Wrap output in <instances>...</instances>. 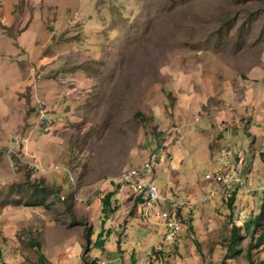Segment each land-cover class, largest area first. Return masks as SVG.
I'll return each instance as SVG.
<instances>
[{
    "label": "rangeland",
    "instance_id": "rangeland-1",
    "mask_svg": "<svg viewBox=\"0 0 264 264\" xmlns=\"http://www.w3.org/2000/svg\"><path fill=\"white\" fill-rule=\"evenodd\" d=\"M151 155L197 190L169 244L118 194ZM221 170L249 191L199 201ZM263 233L264 0H0V264H264Z\"/></svg>",
    "mask_w": 264,
    "mask_h": 264
},
{
    "label": "built area",
    "instance_id": "built-area-1",
    "mask_svg": "<svg viewBox=\"0 0 264 264\" xmlns=\"http://www.w3.org/2000/svg\"><path fill=\"white\" fill-rule=\"evenodd\" d=\"M154 164L155 159L154 157H151L150 159L142 161L132 167L124 168L119 174V181L122 187L127 188L128 191H131L134 195H139L142 198L140 206L143 215H148L149 211H158L165 228L164 240L173 241L183 229V224L175 210L159 208V203L170 201L172 206L177 207L179 202L172 194H163L158 189L152 177ZM36 167L38 166L36 165ZM205 176L207 178H213L218 183L217 187H215L217 189L222 188L231 182H237L242 185L244 190H247L245 183L241 178H231L229 174H226L225 170L214 176L211 174H206ZM215 188L206 191L201 196L200 200H207L212 195Z\"/></svg>",
    "mask_w": 264,
    "mask_h": 264
},
{
    "label": "crops",
    "instance_id": "crops-1",
    "mask_svg": "<svg viewBox=\"0 0 264 264\" xmlns=\"http://www.w3.org/2000/svg\"><path fill=\"white\" fill-rule=\"evenodd\" d=\"M203 131H205V130H203ZM180 136H181V134H180ZM168 148L169 149H167V150H169L171 152V154H172L171 155V159L169 160V163H168L169 168L172 169L173 171H175V173H178V174H179V171L186 170L187 166H186V163H185V157L183 158L184 152L187 151V152H190L192 154L193 153L192 147L191 146H187V144L185 146H179V145H177V143L174 142L173 144H170V147H168ZM188 160H190V162H192L193 161V157L189 158ZM221 163H223V161L221 159H218V160H216V163H214V166H218L219 167L220 165H222V168L227 167V166H225L224 164H221ZM225 171H226V174H228V170H225ZM216 172H218V171H216ZM213 173H215V172H213ZM207 180L209 181L208 186L203 187L202 192L206 191L208 188L212 187L215 184V181H213L212 179H207ZM186 185L187 186H184V184L180 185L179 183H177L176 186H175L176 189H179V191H182L184 193V195L181 196L182 198H180L181 201H186L185 196L186 195H190L191 194L190 192H196L197 191V190L194 189V185L193 186H189L190 184L189 185L186 184ZM124 189L125 188H123L121 190V192H118V194H124ZM220 191H224V190H220ZM217 192H219V191L216 190L213 193L212 198L215 196L214 194L217 193ZM123 196H124L125 199L121 200L122 202L124 200H126L127 194H124ZM164 205H165V203H164ZM118 210L120 211V208ZM141 217L143 218V222L144 223H150V225H148V226H150L152 228V230L154 231L155 235L158 232H161V231L164 232L165 231V228H164V226H163V224L161 222V218L159 216L158 211H150V213L148 214L147 217H143L142 215H141ZM134 228H135V231H139L138 233L144 232V228L143 227L137 228V227L134 226ZM182 230H184V229H182ZM127 231L125 230V232H127ZM169 243H170L169 241H165L164 242V244H169Z\"/></svg>",
    "mask_w": 264,
    "mask_h": 264
},
{
    "label": "trees",
    "instance_id": "trees-1",
    "mask_svg": "<svg viewBox=\"0 0 264 264\" xmlns=\"http://www.w3.org/2000/svg\"><path fill=\"white\" fill-rule=\"evenodd\" d=\"M112 195H113V192L108 191L102 198V207H101L102 224H101L100 230L97 234V238L92 243V245H94L96 247H102L103 235H104V232H102V230H105L107 235L109 234L108 229H104L103 223H104L105 218H107V216H108V212L111 211V210H107V208L110 207V200H111ZM114 209H115V207H114ZM84 240H85V243L83 245L82 258L84 256V254H87L89 252V248H90L89 243H90L91 239H90V234L88 232V228H86L84 231ZM263 242H264V233H263V235H261V234L258 235L257 242L255 243V245L258 246V245L262 244ZM229 252L234 253L231 249H229ZM41 257H43V256L41 255ZM90 262L92 264L95 263L94 260H91Z\"/></svg>",
    "mask_w": 264,
    "mask_h": 264
},
{
    "label": "clouds",
    "instance_id": "clouds-1",
    "mask_svg": "<svg viewBox=\"0 0 264 264\" xmlns=\"http://www.w3.org/2000/svg\"><path fill=\"white\" fill-rule=\"evenodd\" d=\"M179 139L177 138V141H178ZM160 149H161V151H163L164 152V154H166L165 153V151L160 147ZM225 153H227V152H225ZM151 157H154V155H151L150 156V158ZM149 158V159H150ZM154 159H155V164H154V170H153V173H152V177H154V173H155V166H156V164L157 163H159L160 161H163V156H161V157H154ZM145 161V160H144ZM136 165V164H135ZM235 164L233 163V164H230V166H234ZM134 166V165H133ZM127 168V167H126ZM223 169H226V167H224ZM223 170H221V171H218V172H215V173H210V172H208V173H206V174H211V175H216L217 173H220V172H222ZM206 177V176H205ZM207 179H212L213 181H215L213 178H207ZM231 184H235V185H238L239 187H240V189L241 190H243V188H242V185L240 184V183H237V182H231V183H229L228 185H225V186H223L222 188H215V187H217V185H218V183L215 181V184L212 186V187H210V188H208L206 191H208L209 189H211V188H215L214 189V192L217 190V191H220V190H224V192H227L228 190H229V187L231 186ZM122 187V186H121ZM158 187V186H157ZM123 188H125V187H123ZM127 191H128V189L127 188H125ZM159 189V188H158ZM206 191H204L202 194H201V196L206 192ZM213 192V193H214ZM165 193H170V194H172V191L171 190H167V191H165L163 194H165ZM213 193H212V195H213ZM174 197H175V195L174 194H172ZM135 196H139V195H135ZM201 196L199 197V201H201L200 200V198H201ZM140 197V196H139ZM210 197H212V196H210ZM141 198V197H140ZM176 198V197H175ZM176 200L179 202V205L177 206V207H174V206H172V203L170 202V201H163V202H160L159 203V208L161 207V208H163V209H173V210H175V212H176V214H177V216H178V213H177V211H178V209L181 207V205H183L184 204V202H186V201H180L179 199H177L176 198ZM141 202H142V198H141V200L138 202V204H137V208H138V213L140 214V215H142L143 217H147L148 215H143L142 214V212H141V206H140V204H141ZM164 203H165V205H164ZM166 203H169L168 205L169 206H167L166 207ZM164 205V206H163ZM158 208V209H159ZM153 211H155V210H153ZM157 211V210H156ZM149 213H150V211H149ZM179 217V216H178ZM161 222H162V220H161ZM164 226V225H163ZM183 229H184V227H183ZM165 232V231H164ZM181 232V231H180ZM179 232V233H180ZM178 236V235H177ZM164 240V239H163ZM174 241V240H173ZM169 242H171V241H169Z\"/></svg>",
    "mask_w": 264,
    "mask_h": 264
},
{
    "label": "bare ground",
    "instance_id": "bare-ground-1",
    "mask_svg": "<svg viewBox=\"0 0 264 264\" xmlns=\"http://www.w3.org/2000/svg\"><path fill=\"white\" fill-rule=\"evenodd\" d=\"M233 176H236V177H239V178H240V176H239V175L237 176V174H234ZM206 179H207V177H206ZM245 186H246V185H245ZM246 188H247L246 191H249L247 186H246ZM211 196H212V195H211Z\"/></svg>",
    "mask_w": 264,
    "mask_h": 264
}]
</instances>
